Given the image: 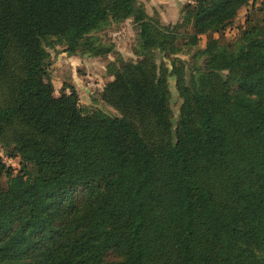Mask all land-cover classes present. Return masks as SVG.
Returning a JSON list of instances; mask_svg holds the SVG:
<instances>
[{
    "label": "trees",
    "instance_id": "trees-1",
    "mask_svg": "<svg viewBox=\"0 0 264 264\" xmlns=\"http://www.w3.org/2000/svg\"><path fill=\"white\" fill-rule=\"evenodd\" d=\"M127 19L135 58L101 36ZM59 45L115 55L113 111L56 94ZM0 146V264H264V6L0 0Z\"/></svg>",
    "mask_w": 264,
    "mask_h": 264
},
{
    "label": "rangeland",
    "instance_id": "rangeland-1",
    "mask_svg": "<svg viewBox=\"0 0 264 264\" xmlns=\"http://www.w3.org/2000/svg\"><path fill=\"white\" fill-rule=\"evenodd\" d=\"M257 4L264 6V0H256ZM149 13H157L160 19L164 23L174 22L181 17V7L183 1H177V7L172 8L166 1L162 0H142ZM249 9L243 7L232 26L226 30V35L232 37L237 26L244 23ZM101 36L104 41L112 42L115 45V50L123 55L125 58H135L136 53L134 46L137 42L138 27L136 23L131 19H127L120 25L109 27L101 31ZM206 42V35H203L200 41V45H204ZM55 57L53 61V74L56 85V94L62 92L64 82L71 81L79 87L80 101L88 104L92 107H100L107 111H113L112 107L104 103L98 94V90L109 81L112 77L108 75L106 70V64L110 59H115L114 54H110V58H96V57H84L81 54L69 55L63 45L56 46L51 50ZM182 57L189 58V55L180 54ZM171 87L174 91L173 102L177 100V92L175 89L174 79H171ZM0 155L4 157L8 163L13 164L15 167H19L18 159L10 158L4 154V150L0 146Z\"/></svg>",
    "mask_w": 264,
    "mask_h": 264
},
{
    "label": "crops",
    "instance_id": "crops-1",
    "mask_svg": "<svg viewBox=\"0 0 264 264\" xmlns=\"http://www.w3.org/2000/svg\"><path fill=\"white\" fill-rule=\"evenodd\" d=\"M165 2L166 1V3H168L169 5H170V7H172V8H174L175 6L174 5H176V7H177V1H183V2H185V1H188V0H162V2ZM78 55V54H77ZM87 56V54L86 55H84V57H86ZM73 58H76V56L75 55H73L72 56ZM88 57V56H87ZM55 82V81H54ZM75 84V83H74ZM76 85V84H75ZM77 87H78V85H77ZM79 88V87H78Z\"/></svg>",
    "mask_w": 264,
    "mask_h": 264
}]
</instances>
